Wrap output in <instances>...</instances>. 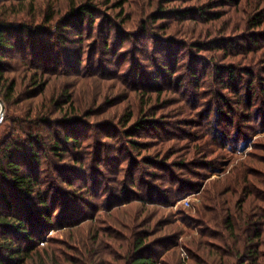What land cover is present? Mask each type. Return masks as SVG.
Returning <instances> with one entry per match:
<instances>
[{
    "label": "rangeland",
    "instance_id": "rangeland-1",
    "mask_svg": "<svg viewBox=\"0 0 264 264\" xmlns=\"http://www.w3.org/2000/svg\"><path fill=\"white\" fill-rule=\"evenodd\" d=\"M123 1L119 8L117 0H75L72 12L70 0H35L33 4L32 0H12L16 20L41 27L36 45L29 44L27 51L16 49L20 53L11 60L7 75L17 77L19 84L13 105L6 106L0 96L5 104L0 138L14 128L6 118L15 119L20 110L37 113L44 109L46 120H51L46 134L58 130L61 139L70 130L81 140L80 148L65 144V154L42 155L40 184L52 207V198L59 199L60 212L35 246L43 250V257L33 252L27 264H39L45 248L58 259L57 264H73L85 248L84 258H92L94 231L106 217L130 222L139 215L143 204L139 192L148 191L153 182L157 189L150 190L156 191L157 198L164 194L165 204L146 200L140 220H149L147 229L154 232L151 239L169 237L168 247H175L182 258L185 254L191 264L186 242L198 230L188 225L193 224L191 216L202 202L203 185L229 174L251 152L264 156V22L259 26L249 22L256 10L264 8V1L260 6L259 0H241L238 7L228 0ZM87 3L92 5L94 18H86L78 31H83L81 37L71 35L68 43L59 38L55 46L53 34L61 35L53 33L54 26L68 15L79 17L77 13ZM204 10L207 16L200 18ZM216 13L223 16L216 19ZM163 67L170 70L159 77L160 88H154L155 73L167 70ZM40 81L43 93L36 84ZM64 89L69 93L63 99ZM53 100L63 104L57 101L51 106ZM10 106L14 111H7ZM250 112L260 120L243 128L246 144L232 145L224 153L217 150L215 155L226 156L219 170L199 167L195 162L203 159L194 154V142L204 135L205 123L217 118L224 120L221 128H225L231 117L235 124H243L241 116ZM126 136L149 146L131 151ZM206 149L213 150L211 146ZM257 168L264 172V164ZM175 178L181 183H174ZM123 183L132 190L133 199L122 204L113 203L114 199L107 208L105 194ZM197 184L202 187L197 189ZM187 185L193 189L182 195ZM166 220L174 223H159ZM100 240L106 244L101 235ZM120 240L113 241L119 247L116 250H123L124 240ZM95 244L99 249V242ZM117 255L114 262L121 264L122 255ZM45 263L51 264L48 255Z\"/></svg>",
    "mask_w": 264,
    "mask_h": 264
},
{
    "label": "trees",
    "instance_id": "trees-1",
    "mask_svg": "<svg viewBox=\"0 0 264 264\" xmlns=\"http://www.w3.org/2000/svg\"><path fill=\"white\" fill-rule=\"evenodd\" d=\"M111 1L108 0V2ZM228 1H232L235 7H238L241 0ZM263 1L259 0L260 6ZM34 2L35 0H32V4ZM70 2L73 6L72 12H74L75 0H70ZM11 3L12 0H0V96L6 101V106L13 105L14 99H11L16 94L19 84L17 77L11 78L7 75L12 69L11 60H14V57L20 53H17L16 49L22 48L27 51L29 44L36 45L41 27L40 25L33 27L29 22L16 20ZM124 3L123 0H117L116 7L123 8ZM91 7L92 5L89 3L85 4L81 7L83 10L80 9L77 13L79 17L71 18L68 15L67 19L64 18L63 22H60V25L54 26L53 33L59 31V35H61L59 37L53 34L55 35V46L61 40L68 43L71 35L81 37L83 31H78L83 28L87 21L86 18H94ZM256 9L257 7H255ZM235 11L238 13L239 10L235 8ZM263 12L264 8L256 10L251 15L249 22L255 26L261 25L264 22V17L261 14ZM206 13L205 10L202 11L200 18L207 16ZM221 16L223 15L216 13L214 17L217 19ZM89 23V26L94 25V22ZM74 32L75 34H73ZM252 44L257 46L253 39ZM163 69L167 70L155 73L153 81L157 84L152 87L160 88V85L158 86L160 84L159 77L162 78L170 70L166 67ZM193 77L197 78L195 72ZM142 79L146 82L145 76ZM36 84L40 90L42 89L40 93H43L44 83L40 81ZM68 93V89L61 91L63 99L68 96ZM57 101H51L50 105H55ZM8 109L14 111L11 106L7 108V111ZM18 114L19 116L15 119L6 116L9 117L6 119L12 122L14 128L10 134L0 138V264H27L29 259H32L33 252H36V257H43V250H35V246L45 237L44 233L48 230H46L47 224L50 225L54 215H58L60 211L58 210L59 199L52 198V207L49 202V194L40 184L42 155L47 152L53 155L65 154L67 149L64 148V145L67 143L75 144L76 148L81 147V140L76 139L70 130L64 132L61 139L58 130L49 131L46 134L48 121L51 120H46L47 113L44 112V109L37 113H33L31 110L29 112L20 110ZM228 115L230 114L227 113L225 116ZM234 115H237V112ZM241 117L240 121L243 124H235L234 119L231 121L230 117L229 123H227L228 127L225 128H221L224 120L216 118L215 121L206 122L204 135L196 138V142H194L196 146L194 154H200L199 157L203 160L201 162L193 161L192 164L199 163V167L207 170L209 168L208 172L221 169L223 163L226 162V156H222L220 153L215 155V152L220 150L224 153V150H227L228 147L231 148L232 145H245L248 137L243 133V128L251 121L257 123L260 120V116H256L253 112L243 114ZM261 123L263 126L264 122ZM143 127L141 124L140 128ZM128 135L131 136V133ZM129 136H126L127 143L132 150L128 149V151H133V148L137 149L138 147L148 148L149 143L141 145L135 140H129ZM209 146L213 148L212 151L206 149ZM144 162L151 164V160ZM216 162L218 166L214 164ZM260 164H264V156L259 158L254 152H251L246 159L235 165L229 174L209 180L203 185L202 202L191 216L193 224L188 225L191 229H197L198 233L191 236L187 242L185 241L191 254V264H264V172L258 171L257 166ZM183 165H185L183 167H188L187 164ZM152 176L154 178V173ZM166 178L169 179V176ZM175 181L181 183L180 178H175L174 183ZM155 183L148 185V191H138L142 194L139 196L142 197L140 200L143 203L139 215L132 216L130 222L126 220L113 222L110 220L111 218L106 217V221L102 222V227L94 231V244L92 250H89L92 258L91 256L84 258L87 249H81L78 254L79 259L75 262L72 261L73 264H117L114 262L115 259H118L117 252L122 255L119 256V259L123 260L121 264H184L180 252L175 250V247H168L170 238L151 239L154 232L147 229L151 227L149 220H140L144 209L147 208L148 201L165 204L164 194L159 192L157 198L156 191L150 190L157 189ZM199 186L201 185L197 184L196 188L198 189ZM185 187H188V190H182V195L193 189L189 185ZM131 194L132 190L128 188V184H119L118 188L110 189L105 194L106 201L109 203L106 207L109 208L116 202L131 201L133 199ZM114 199L115 202L110 204ZM64 211L62 213L66 215ZM159 223L167 226L168 223H174V221L166 220ZM123 228L124 231H122ZM114 234L119 235V238ZM100 235L106 244L100 240ZM122 238L124 241L120 247L123 250H116L119 247H116L113 241ZM95 242H99V249L96 248ZM124 242H126L125 245ZM109 249L110 251H108ZM166 252V257H163ZM46 255H48L51 264L58 263V259L49 254L47 248L44 250V259L37 260V262L46 264ZM96 258H98V262Z\"/></svg>",
    "mask_w": 264,
    "mask_h": 264
},
{
    "label": "water",
    "instance_id": "water-1",
    "mask_svg": "<svg viewBox=\"0 0 264 264\" xmlns=\"http://www.w3.org/2000/svg\"><path fill=\"white\" fill-rule=\"evenodd\" d=\"M4 112H5V104L2 101V99H0V122L3 119Z\"/></svg>",
    "mask_w": 264,
    "mask_h": 264
},
{
    "label": "built area",
    "instance_id": "built-area-1",
    "mask_svg": "<svg viewBox=\"0 0 264 264\" xmlns=\"http://www.w3.org/2000/svg\"><path fill=\"white\" fill-rule=\"evenodd\" d=\"M186 201V204L190 205V201L189 200H185ZM183 258H184V264H189L186 260V257H185V254L183 255Z\"/></svg>",
    "mask_w": 264,
    "mask_h": 264
}]
</instances>
